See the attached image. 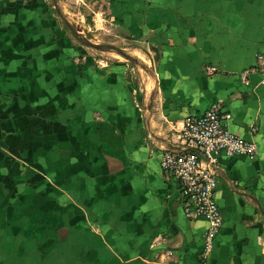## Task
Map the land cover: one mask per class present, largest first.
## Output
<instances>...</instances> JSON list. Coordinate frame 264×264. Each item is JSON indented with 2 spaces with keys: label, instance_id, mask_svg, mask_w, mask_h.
<instances>
[{
  "label": "crops",
  "instance_id": "0c3cea01",
  "mask_svg": "<svg viewBox=\"0 0 264 264\" xmlns=\"http://www.w3.org/2000/svg\"><path fill=\"white\" fill-rule=\"evenodd\" d=\"M64 2L0 1V264H264V81L239 77L264 54V0H103L141 76L80 45ZM213 104L258 154L221 160L206 250L161 158Z\"/></svg>",
  "mask_w": 264,
  "mask_h": 264
},
{
  "label": "built area",
  "instance_id": "2783aa9c",
  "mask_svg": "<svg viewBox=\"0 0 264 264\" xmlns=\"http://www.w3.org/2000/svg\"><path fill=\"white\" fill-rule=\"evenodd\" d=\"M205 70L208 75L219 71L214 65H207ZM253 74H259L264 81V54H258L256 64L239 72V77L248 85ZM230 118L231 114L220 104H213L201 115L187 117L181 129V145L166 148L161 158L163 172L178 183L184 214L190 219L203 218L208 222L206 250L213 246L223 225L216 196L221 160L236 156L254 159L258 154L256 141L227 129ZM252 129L256 131L255 127Z\"/></svg>",
  "mask_w": 264,
  "mask_h": 264
},
{
  "label": "rangeland",
  "instance_id": "374dc122",
  "mask_svg": "<svg viewBox=\"0 0 264 264\" xmlns=\"http://www.w3.org/2000/svg\"><path fill=\"white\" fill-rule=\"evenodd\" d=\"M103 4V0H65L64 10L66 13L64 14L70 17L75 27L82 25L84 28V31L79 32L80 45L84 46L96 59H108V56L115 55L126 60L130 67L135 68L133 74L137 76L146 74L144 70L146 55L141 52L130 53L133 51L128 53L123 49L126 46L139 43L119 37L118 25L102 22L103 15L99 14V11L103 9ZM142 47L147 51L148 46Z\"/></svg>",
  "mask_w": 264,
  "mask_h": 264
},
{
  "label": "bare ground",
  "instance_id": "6f19581e",
  "mask_svg": "<svg viewBox=\"0 0 264 264\" xmlns=\"http://www.w3.org/2000/svg\"><path fill=\"white\" fill-rule=\"evenodd\" d=\"M87 38V37H86ZM90 38V37H89ZM150 79V78H149ZM150 82H151V80H150ZM153 84V83H152ZM152 84H150V85H152ZM153 88V87H152ZM150 90V89H149Z\"/></svg>",
  "mask_w": 264,
  "mask_h": 264
}]
</instances>
